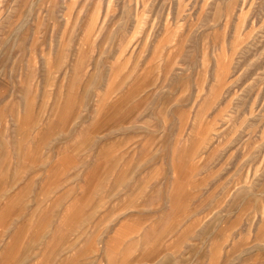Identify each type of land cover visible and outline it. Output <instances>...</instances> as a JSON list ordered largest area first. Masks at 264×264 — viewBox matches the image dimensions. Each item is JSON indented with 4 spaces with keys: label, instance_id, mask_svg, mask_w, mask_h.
<instances>
[{
    "label": "rangeland",
    "instance_id": "obj_1",
    "mask_svg": "<svg viewBox=\"0 0 264 264\" xmlns=\"http://www.w3.org/2000/svg\"><path fill=\"white\" fill-rule=\"evenodd\" d=\"M0 264H264V0H0Z\"/></svg>",
    "mask_w": 264,
    "mask_h": 264
}]
</instances>
